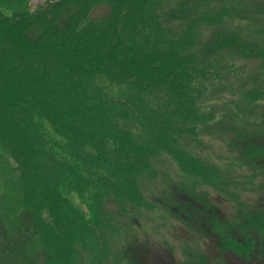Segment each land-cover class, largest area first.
Listing matches in <instances>:
<instances>
[{
    "label": "trees",
    "instance_id": "16d2710c",
    "mask_svg": "<svg viewBox=\"0 0 264 264\" xmlns=\"http://www.w3.org/2000/svg\"><path fill=\"white\" fill-rule=\"evenodd\" d=\"M99 6L108 8L100 18ZM179 7L0 0V264H74L89 235L111 225L107 202L123 210L145 201L138 176L162 154L214 177L183 145L216 122L219 105L202 110L204 100L227 94L222 109L233 104L246 121L262 105L264 81H229L241 67L221 64L218 52L234 38L210 52L191 22L179 30L168 22ZM247 12L221 6L207 19Z\"/></svg>",
    "mask_w": 264,
    "mask_h": 264
},
{
    "label": "rangeland",
    "instance_id": "374dc122",
    "mask_svg": "<svg viewBox=\"0 0 264 264\" xmlns=\"http://www.w3.org/2000/svg\"><path fill=\"white\" fill-rule=\"evenodd\" d=\"M168 1L180 6L168 19L171 26L179 30L191 22L210 52L223 45L224 38H234L239 57L233 43L218 52L221 64L241 67L230 73L229 81H264V55L261 59L255 52L260 48L264 53V0H242L245 5L230 3L239 0ZM221 6L249 13L209 21ZM107 11L99 6L92 15L100 18ZM247 70L256 73L253 80L247 81ZM218 95L206 97L202 105V110L219 105L216 122L202 129L198 140L192 135L183 141L215 170L214 177L186 173L169 155L156 157L152 170L138 176L145 201L123 210L107 202L111 225L89 235L74 264H264V100L245 121L232 111L233 104L222 109L228 95ZM70 199L84 210L78 198Z\"/></svg>",
    "mask_w": 264,
    "mask_h": 264
}]
</instances>
